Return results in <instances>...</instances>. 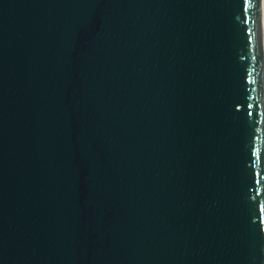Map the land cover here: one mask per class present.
<instances>
[{"label": "water", "instance_id": "water-1", "mask_svg": "<svg viewBox=\"0 0 264 264\" xmlns=\"http://www.w3.org/2000/svg\"><path fill=\"white\" fill-rule=\"evenodd\" d=\"M0 264H264V0H0Z\"/></svg>", "mask_w": 264, "mask_h": 264}]
</instances>
